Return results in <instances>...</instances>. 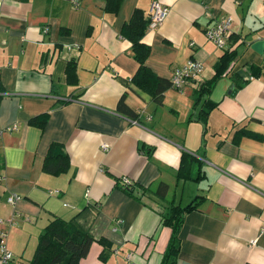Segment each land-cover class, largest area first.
I'll list each match as a JSON object with an SVG mask.
<instances>
[{
  "label": "crops",
  "instance_id": "0c3cea01",
  "mask_svg": "<svg viewBox=\"0 0 264 264\" xmlns=\"http://www.w3.org/2000/svg\"><path fill=\"white\" fill-rule=\"evenodd\" d=\"M157 1L169 12L143 36L147 65L167 79L188 59L203 65L195 79L165 90L161 104L132 83L138 64L121 34L135 8L149 16L152 0H121L116 12L104 10L105 0H0V126L17 125L0 138L8 264L30 259L54 215L69 220L82 210L79 222L95 241L81 264H160L170 236L160 213L169 202L185 206L196 198L178 234L175 264H264V55L248 44L264 39V0ZM226 17L232 20L224 48L237 56L199 98V82L212 76L222 52L204 31ZM69 58L76 60V84L66 79ZM123 93L136 118L117 111ZM40 113H47L45 125H31ZM240 129L258 138L236 142ZM52 142L69 157L59 175L42 169ZM183 151L196 162L190 178L177 179ZM121 177L152 191L162 181L168 191L164 200L151 191L137 200L118 187ZM11 194L21 198L10 204Z\"/></svg>",
  "mask_w": 264,
  "mask_h": 264
},
{
  "label": "trees",
  "instance_id": "16d2710c",
  "mask_svg": "<svg viewBox=\"0 0 264 264\" xmlns=\"http://www.w3.org/2000/svg\"><path fill=\"white\" fill-rule=\"evenodd\" d=\"M120 2L121 0H105L104 10L116 12ZM148 22L149 16H145L141 9L135 8L130 19L123 24L121 34L130 41L131 46L129 53L138 64L136 72L131 77L132 83L138 89L150 94L152 100L156 104H161L165 90L171 87L172 84L170 79L157 75L146 63L150 54V46L144 42L143 36L147 30ZM242 42L244 43L245 41ZM221 50L220 56L213 65L212 76L207 79H202L199 82L197 87L199 98H207L208 93L212 90L217 79L223 75H227L231 70V64L236 59L237 52L235 48L232 49L231 47L222 48ZM250 67L255 66L251 65ZM255 68L259 69L258 67ZM65 74L68 83H77L76 60L74 58H69L67 60ZM254 74L255 73H253V75ZM231 76L242 78L241 75L236 72ZM241 82H246V79H243ZM240 84H238V86H240ZM125 98L126 95L123 93L118 100L116 107L117 111L132 119L136 118L135 111L125 103ZM215 106L216 105H212L211 108ZM208 112V109L203 108L199 116L205 130ZM46 119L47 113H40L31 117L29 123L31 125L43 127L46 123ZM244 135L258 138V136L252 132L240 129L234 132L233 140L237 142V140ZM140 149H142V146H140ZM152 150V147H147V154H150ZM194 162H196V158L192 154L183 151L181 153L176 178H190L191 166ZM68 166L69 157L63 145L58 142H52L43 159V171L51 175H59L64 172ZM118 187L127 195L141 201L144 194L149 191L159 199L164 200L168 191V185L162 181L158 183L154 191L138 184H127L120 181ZM196 200L197 198L185 206L169 202L167 210L160 213L161 223L170 229V236L162 254L160 264L176 263L180 249L178 234L184 222L186 211L195 207ZM84 213L85 210H82L69 220L54 215L40 231L33 257L27 264H81V259L86 256L91 243L95 241L88 229L79 222V218L83 216ZM98 241L104 245V249L110 247L105 239L100 238ZM105 257L106 252L102 251L100 258L104 261Z\"/></svg>",
  "mask_w": 264,
  "mask_h": 264
},
{
  "label": "built area",
  "instance_id": "2783aa9c",
  "mask_svg": "<svg viewBox=\"0 0 264 264\" xmlns=\"http://www.w3.org/2000/svg\"><path fill=\"white\" fill-rule=\"evenodd\" d=\"M74 6H78L79 0H70ZM169 8L163 5L157 0H152L149 7V22L147 28L155 29L168 15ZM231 17H226L216 21L209 25L204 33L208 40L216 45L219 49L226 46L227 38L230 32ZM264 55V52L263 54ZM203 70L201 62L195 59H188L186 63L180 66H176L171 74L170 82L174 87H180L190 80L198 77ZM137 123V121H134ZM17 128L16 124H10L4 127L0 126V138L4 132L12 131ZM106 147L105 144L102 145ZM121 182L130 184L131 181L127 177H121ZM21 198L18 194H11L7 198V202L14 204ZM263 230V228H262ZM5 233H0V264H8L12 260V252L8 249L7 244L4 241ZM129 256V255H128Z\"/></svg>",
  "mask_w": 264,
  "mask_h": 264
},
{
  "label": "water",
  "instance_id": "95a60500",
  "mask_svg": "<svg viewBox=\"0 0 264 264\" xmlns=\"http://www.w3.org/2000/svg\"><path fill=\"white\" fill-rule=\"evenodd\" d=\"M250 48L254 50L257 54L262 55L264 52V39L258 38L252 41L251 43H248ZM230 90L234 91V86L231 85ZM233 94V93H231Z\"/></svg>",
  "mask_w": 264,
  "mask_h": 264
},
{
  "label": "rangeland",
  "instance_id": "374dc122",
  "mask_svg": "<svg viewBox=\"0 0 264 264\" xmlns=\"http://www.w3.org/2000/svg\"><path fill=\"white\" fill-rule=\"evenodd\" d=\"M237 46H239V45H237ZM37 242H38V239H37V241H36V245H37ZM35 248H36V246H35ZM34 251H35V250H34ZM34 251H33V253H34ZM33 253H31V257H30V259H32V257H33ZM24 259H27V256H25ZM30 259H28V261H29ZM14 260H16V257H14ZM21 260H22V259H18L15 263H17V264H27V262H28V261H26L25 263H23V262H21Z\"/></svg>",
  "mask_w": 264,
  "mask_h": 264
}]
</instances>
